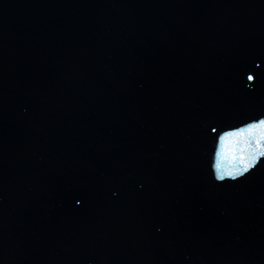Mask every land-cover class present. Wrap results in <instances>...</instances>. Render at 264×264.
I'll return each mask as SVG.
<instances>
[{"label":"water","instance_id":"1","mask_svg":"<svg viewBox=\"0 0 264 264\" xmlns=\"http://www.w3.org/2000/svg\"><path fill=\"white\" fill-rule=\"evenodd\" d=\"M261 113L264 0H0V264H264Z\"/></svg>","mask_w":264,"mask_h":264},{"label":"snow or ice","instance_id":"2","mask_svg":"<svg viewBox=\"0 0 264 264\" xmlns=\"http://www.w3.org/2000/svg\"><path fill=\"white\" fill-rule=\"evenodd\" d=\"M253 80V76H248ZM214 140L212 165L217 180L237 179L250 173L264 159V113L239 125H208ZM77 203H81L77 200Z\"/></svg>","mask_w":264,"mask_h":264}]
</instances>
